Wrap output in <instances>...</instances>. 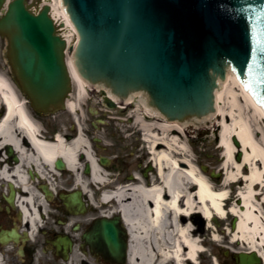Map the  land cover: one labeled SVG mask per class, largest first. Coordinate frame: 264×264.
Returning <instances> with one entry per match:
<instances>
[{
  "label": "water",
  "instance_id": "95a60500",
  "mask_svg": "<svg viewBox=\"0 0 264 264\" xmlns=\"http://www.w3.org/2000/svg\"><path fill=\"white\" fill-rule=\"evenodd\" d=\"M66 1L81 36L76 64L82 75L130 91L146 88L149 101L170 119L213 112V89L221 88L216 77L227 79V65L264 96V0ZM50 11L45 5L34 13L26 0H12L0 18L21 89L38 111L64 108L72 88L67 41ZM116 223H104V239L117 245V259L125 264L126 240L117 236ZM234 258L236 264L263 263L257 251Z\"/></svg>",
  "mask_w": 264,
  "mask_h": 264
},
{
  "label": "flooded vegetation",
  "instance_id": "af4514ba",
  "mask_svg": "<svg viewBox=\"0 0 264 264\" xmlns=\"http://www.w3.org/2000/svg\"><path fill=\"white\" fill-rule=\"evenodd\" d=\"M9 53V38L0 32V76L8 81L18 102L24 103L34 132L21 124L19 112L10 113L0 90V125L7 120L9 130H0V264H121L117 245L104 239V223L116 220H120L115 224L116 234L126 240L128 264L132 232L121 201L131 198L133 187H150L157 178L151 147L157 151L165 147L158 139L163 132L152 130L154 141L145 125L164 124L165 118L148 117L146 88L132 101H125L91 85L81 99L73 86L69 100L78 105L74 111L68 105L59 111H36L21 90ZM139 114L147 115L142 123ZM186 132L195 138L196 134H210L211 129L192 125ZM171 134L181 139L179 128ZM79 136L85 142L76 145ZM36 142L53 147L55 155L46 157L37 150ZM61 147L73 150L65 155L59 152ZM204 157L207 162L199 163L194 155L195 164L214 181L209 160L213 155ZM96 167L102 171V179L94 178ZM122 191L128 195L120 200L116 194ZM257 191L264 193L259 185ZM106 193L113 197L104 198ZM218 219L211 214L208 221H201V232L210 230L208 239L200 242L210 256L207 259L200 253L201 264H213V224ZM226 264H235V260Z\"/></svg>",
  "mask_w": 264,
  "mask_h": 264
},
{
  "label": "bare ground",
  "instance_id": "6f19581e",
  "mask_svg": "<svg viewBox=\"0 0 264 264\" xmlns=\"http://www.w3.org/2000/svg\"><path fill=\"white\" fill-rule=\"evenodd\" d=\"M43 2L50 3L51 15L56 23L61 24V35L71 45L78 29L62 0ZM67 61L77 97L81 99L89 84L80 75L75 59L67 54ZM220 87L215 96L216 115L221 119L218 123L219 147L223 150L221 169L224 171L220 183L211 181L193 162L187 141L171 134L178 128L184 134L185 125L167 122L145 125L149 137L154 141L156 136L150 132L156 128L162 130L163 135L158 139L165 147L158 151L151 147L158 166V176L153 179V185L133 187L131 198L125 203L121 201L132 232L128 264H198L200 253L207 254L208 251L200 245L203 234L200 224L202 219L208 221L211 214L216 219L232 214L237 220V227L229 229L232 242L247 246V251H257L264 259V193L260 195L261 192L257 191L258 185L264 189V128L258 122V118H264V109L236 73H229ZM0 90L10 105V113L19 112L21 124L34 132V124L24 109V103L18 102L8 81L1 76ZM77 107V103L68 100L71 111ZM146 109L149 118L161 117L156 111ZM143 115L147 116L137 115L141 123L145 117ZM0 130L9 133L7 120L0 125ZM233 137L239 139L241 148L235 146ZM84 142V138L79 136L75 144ZM36 148L49 159L55 155V150L48 144L36 142ZM72 150L61 147L59 152L70 155ZM238 152H242L241 161L235 158ZM101 173L96 167L94 178L102 179ZM235 183L239 184V188L232 194L230 187ZM116 195L121 200L128 192L122 191ZM232 195L237 200L227 208ZM259 196H262V200H259ZM103 197L109 199L113 195L106 193ZM214 229V240H220L215 226ZM214 264H218L217 259Z\"/></svg>",
  "mask_w": 264,
  "mask_h": 264
},
{
  "label": "rangeland",
  "instance_id": "374dc122",
  "mask_svg": "<svg viewBox=\"0 0 264 264\" xmlns=\"http://www.w3.org/2000/svg\"><path fill=\"white\" fill-rule=\"evenodd\" d=\"M62 3H63V6L66 8V10L69 12V14L71 16L70 7H69L67 1L62 0ZM72 38L74 39V41H72L71 45H74L75 49L73 52L69 51L68 55H69V57L74 58L77 62L76 52H77V47H78L79 41H80L79 40V38H80L79 31H77ZM231 72L236 73L238 75V73L236 72V70L234 69V67L232 65H227V75ZM216 79H217L219 85L224 80V78H220V77H216ZM217 90H218V88L213 89L214 92H216ZM129 94H131V91H129ZM72 99L73 100L76 99L75 93H74ZM196 118L197 119L194 120L195 125L197 127L202 128V129H206V128L210 127V129H211L210 134L203 133V135H201V136L196 134L195 138L189 137L188 134H185V135L182 134L181 138H182V140H185V141H187L188 138H190L189 142H191L192 145H190L188 143V141H187V144L190 146V149H191L190 152H192L191 158L193 159L194 163L196 161L194 159V155H195V158H197V161L199 163H201V162H207L205 160V157H204L207 153L212 154L213 158H211L209 160L212 161L213 169L215 172L221 173L224 171V170L222 171V169H221V164L223 161L222 160L223 150H222V148L219 147V140H217L218 133L220 132V130L217 129V126H218V123L221 121V119H220V117H218L216 115V111L208 112L204 115H199ZM258 122L264 128V118H260V119L258 118ZM194 150H195V153H194ZM236 155H237V153H236ZM196 156H198V157H196ZM235 158H236V156H235ZM222 179H223V175L221 178H214V181H216L217 183H220L222 181ZM238 188H239L238 183L233 184L232 187H230L232 194L236 193V190ZM231 197L232 198H230V200L226 204L227 208H229L230 203L235 202L237 200V198H235L233 195ZM233 219H234V216L232 214H230L226 218H219L218 220H219L220 224L216 223V221L213 224V234L215 232V229H214V226H215L216 227V233H218L220 236V240H214V238H213V244H214L213 264H214L215 259H217L219 261V263H221V264H226L227 261L234 263V259H232V253L247 250V248H246L247 246L232 242V237L229 234V229H231V227H232L231 225H232ZM209 236H210V230L208 229L205 233L202 234L201 239L204 240L205 237L208 238ZM203 256L208 259L210 256L209 251H207V254L203 253ZM198 264H201L199 257H198Z\"/></svg>",
  "mask_w": 264,
  "mask_h": 264
}]
</instances>
